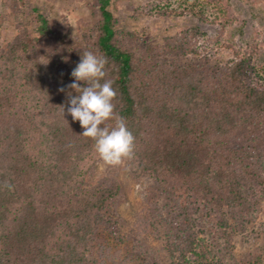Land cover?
Returning a JSON list of instances; mask_svg holds the SVG:
<instances>
[{
    "label": "trees",
    "instance_id": "16d2710c",
    "mask_svg": "<svg viewBox=\"0 0 264 264\" xmlns=\"http://www.w3.org/2000/svg\"><path fill=\"white\" fill-rule=\"evenodd\" d=\"M98 1L102 18L58 35L48 61L40 39L56 32L38 10L36 31L20 22L11 41L0 34V264H264L262 244L246 258L235 251L238 233L257 232L263 208L264 60L255 43L235 38L230 0L138 7L134 17L198 18L160 42L121 27L116 0ZM7 4L21 13L17 0ZM225 34L232 57L211 62ZM84 51L107 57L116 112L136 137L135 158L121 165L105 164L67 113L76 93L66 86ZM122 165L146 184L134 222L119 212Z\"/></svg>",
    "mask_w": 264,
    "mask_h": 264
},
{
    "label": "rangeland",
    "instance_id": "374dc122",
    "mask_svg": "<svg viewBox=\"0 0 264 264\" xmlns=\"http://www.w3.org/2000/svg\"><path fill=\"white\" fill-rule=\"evenodd\" d=\"M117 3L112 6L113 13L120 19V26L140 32L145 38L154 42H160L164 37L173 35L188 27L199 26L198 18L181 16V17H134L133 12L140 6L151 3L171 4L173 7L180 5H206L209 0H116ZM185 1V2H184ZM8 0H0V15L6 17L1 30L3 42L11 41L18 32L20 22L28 23L32 31H36L37 24L32 21L35 14L43 13L51 20V26L56 32V36H43L40 39L41 55L45 61L50 59L51 52L55 46L58 35H65L71 31L78 34L86 26L91 25L102 18L100 3L98 0H17L21 13L16 15L11 7L7 4ZM234 14L236 15L238 29L241 35L235 36L241 44L244 41L255 43L258 52H262L261 59L264 60V0H230ZM223 4L220 6L210 4L211 11L220 16H227L224 11L221 12ZM32 22V23H31ZM238 33V31H237ZM229 37L225 34L222 42L214 41L213 45L217 48V55L211 57L210 61L219 60L224 62L232 57V52L224 47L223 41ZM216 39V38H214ZM97 174H102L106 166L102 163L97 165ZM120 178L123 179L126 188L127 201L119 209L121 216L127 221L133 220V215H137L142 210L144 204V195H146V184L136 182L130 175L128 169L122 165L119 169ZM262 212L257 219L255 229L257 232L238 233L235 242V251L246 258L247 254L254 250H259L260 245H264V199L262 200ZM261 222V223H260ZM261 224V225H260ZM263 226V227H262ZM137 229V228H136ZM155 235L151 236L153 244H165V235L163 230H153ZM135 236L133 231H130ZM147 236V235H146ZM136 239V238H133ZM123 245H120L122 247ZM127 252L130 250V241Z\"/></svg>",
    "mask_w": 264,
    "mask_h": 264
},
{
    "label": "clouds",
    "instance_id": "9594fccd",
    "mask_svg": "<svg viewBox=\"0 0 264 264\" xmlns=\"http://www.w3.org/2000/svg\"><path fill=\"white\" fill-rule=\"evenodd\" d=\"M107 57L92 51H84L80 62L73 69L74 81L66 87L75 91L69 93L67 113L79 121L84 129L81 134L94 141L95 152L102 161L111 166L121 165L125 160L135 158L136 137L128 128L126 120L116 112L117 90L114 81L106 79ZM83 82V86L81 83ZM60 91H64L61 88ZM65 116V106H60ZM114 121L109 125L108 121ZM11 190L7 181L3 185Z\"/></svg>",
    "mask_w": 264,
    "mask_h": 264
}]
</instances>
